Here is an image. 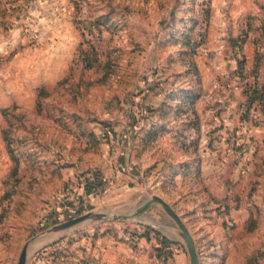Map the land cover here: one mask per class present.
<instances>
[{
	"label": "rangeland",
	"instance_id": "rangeland-1",
	"mask_svg": "<svg viewBox=\"0 0 264 264\" xmlns=\"http://www.w3.org/2000/svg\"><path fill=\"white\" fill-rule=\"evenodd\" d=\"M262 91L264 0H0V264H264Z\"/></svg>",
	"mask_w": 264,
	"mask_h": 264
},
{
	"label": "water",
	"instance_id": "water-1",
	"mask_svg": "<svg viewBox=\"0 0 264 264\" xmlns=\"http://www.w3.org/2000/svg\"><path fill=\"white\" fill-rule=\"evenodd\" d=\"M158 202H160L167 212V214L176 222L178 228L180 229V235L185 243L188 256H189V262L190 264H198V254L193 242V239L188 231V229L184 226V224L181 222L179 216L172 210V208L161 198L159 197H154ZM88 218L91 219H100V218H105L104 214H86L82 215L73 219H70L68 221H65L61 224L56 225L53 230H63L67 229L71 226H74L76 224L86 222ZM28 247L25 245L20 253L19 260L17 264H26L27 259H28V254H27Z\"/></svg>",
	"mask_w": 264,
	"mask_h": 264
},
{
	"label": "trees",
	"instance_id": "trees-1",
	"mask_svg": "<svg viewBox=\"0 0 264 264\" xmlns=\"http://www.w3.org/2000/svg\"><path fill=\"white\" fill-rule=\"evenodd\" d=\"M262 94H264V91H262ZM261 101L263 103V108H264V97L261 98ZM263 127H264V124H263Z\"/></svg>",
	"mask_w": 264,
	"mask_h": 264
},
{
	"label": "crops",
	"instance_id": "crops-1",
	"mask_svg": "<svg viewBox=\"0 0 264 264\" xmlns=\"http://www.w3.org/2000/svg\"><path fill=\"white\" fill-rule=\"evenodd\" d=\"M262 130H263V132H264V127H262Z\"/></svg>",
	"mask_w": 264,
	"mask_h": 264
}]
</instances>
